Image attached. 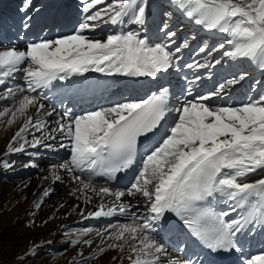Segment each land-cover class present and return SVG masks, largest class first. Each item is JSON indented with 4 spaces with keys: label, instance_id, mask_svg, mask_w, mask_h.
<instances>
[{
    "label": "snow or ice",
    "instance_id": "6c2138e0",
    "mask_svg": "<svg viewBox=\"0 0 264 264\" xmlns=\"http://www.w3.org/2000/svg\"><path fill=\"white\" fill-rule=\"evenodd\" d=\"M81 4L82 19L71 34L41 36L23 49L0 44V86L5 89L0 101H13L0 118L9 126L22 119L5 155L68 150L67 160L49 166L51 178L60 181L63 171L74 185L71 195L82 197L85 204L99 199L87 217L120 215L129 221L97 230L102 242L105 237L109 241L98 249L100 255L115 250L121 255L112 259L128 264H205L198 255L196 261L171 256L169 245L158 239L169 230V214L205 254H243L238 237L264 228V88L257 92V81L250 90L254 95L246 94V100L217 101L231 100L234 89L249 78V69L264 76V0H163L159 42L146 34L151 0ZM31 7L32 0H24L20 11L27 13ZM31 19L25 17V29ZM176 19L219 38L211 45L202 39L197 52L204 55L203 62L183 64L196 71L185 77L178 98L162 85L148 99L116 102L79 115L50 104L48 92L70 89L76 80H87L88 73L158 79L170 70L179 72L180 54L198 37L177 44L172 26ZM105 28L103 39L90 35L103 34ZM226 61L235 70L199 93L204 79L200 70L223 67ZM17 78L23 85L9 86ZM162 128L163 135L141 154V138L151 139ZM0 165L12 167L7 160ZM23 167L37 164L29 161ZM129 170L134 172L129 184L114 189L111 182ZM96 177L104 178L103 185H96ZM49 195L46 189L43 196ZM186 248L174 250L183 253ZM242 264H264V250L245 255Z\"/></svg>",
    "mask_w": 264,
    "mask_h": 264
},
{
    "label": "bare ground",
    "instance_id": "6f19581e",
    "mask_svg": "<svg viewBox=\"0 0 264 264\" xmlns=\"http://www.w3.org/2000/svg\"><path fill=\"white\" fill-rule=\"evenodd\" d=\"M13 1L11 0L12 3ZM64 1L66 0H51L46 10H35L32 7L25 13L17 9L18 6H15L16 8L10 6L7 12L1 13L6 5L12 4L7 3L8 0H0V44L5 47L16 45L23 49L27 42H32L41 36L71 34L82 19V4L81 1L78 4L74 2L68 4ZM162 5L163 0H151V8L145 25L146 34L156 42H159L158 37L161 36L158 26L164 19L161 16ZM151 9L161 10L160 14L152 15ZM26 16L32 17L28 21L30 24L28 29L23 27ZM172 26L173 30L177 31V44H180L184 39H190L193 35L198 37L196 40H190L191 47L184 50L186 52L189 50L187 53L197 50L202 39H207L210 45L219 39L218 37L214 39L205 32H197L187 21L181 22L180 19H176ZM106 34L107 28L103 30V34L100 32L90 33V35H95L101 39L105 38ZM217 58H219L218 55ZM193 60L184 56L179 72L170 70L168 74L161 75L158 79L120 75L109 77L97 73H88L86 74L87 80H76V86L70 89L60 88L48 92V95L52 97L50 104L54 105L57 111H62L65 108L75 109L76 115H79L99 107L111 106L116 102L148 99L151 95L158 93L162 85L169 87L173 99H176L185 87V77L190 79L196 71L195 69L184 68L183 64ZM234 70L227 61L224 62L223 67L217 66L215 69L207 71L200 70L199 74L204 79L197 91L199 93L208 92L218 80H222ZM248 71L249 78L234 89L231 93V100L225 98V101H217L218 103H234L246 100V94L254 95L250 90L256 86L257 81L261 82L257 86V92L264 88V76L258 74L254 78L256 75L254 69ZM23 83L22 79L17 78L14 84L9 86L23 85ZM4 90V87L0 86V94H3ZM12 103L11 100L0 101V111L6 107H11ZM45 103L46 105L49 104L48 101ZM32 111L35 110L32 109ZM49 119L51 120V118ZM21 123L22 119L9 126L6 124V118H0V161L7 160L12 164V167L7 169L0 165V230H4L6 225H14L15 229H21L22 232L21 238L11 237L7 244L3 246L0 244V264H21L23 257L26 256H29L30 260L24 264H30L31 261H33L31 264H128L127 260L112 259L114 256L119 257L121 255L115 250H108L100 255L98 249L106 247L109 241L105 237L104 242H102L101 238L97 236V230H103L110 224L129 222L126 217L120 215L100 218L87 217L88 212L96 210L99 199L94 197L91 204H85L82 197L77 199L76 196L71 195L74 185L63 171L59 173L62 177L60 181H54L51 178L49 166L67 160L69 158L67 149L57 148L56 151L41 149L37 156H29L27 153L5 155L6 144ZM168 126L165 125V128ZM163 133L164 129L162 128L151 139L142 137L138 146L140 153L143 154ZM32 151L36 150L28 149V152ZM29 161L35 162L37 167H23ZM133 175L132 170L120 173L117 179L111 182V186L114 189H123L129 184ZM258 178L255 175L251 177V179ZM57 183H62V186H58ZM95 183L98 187L103 185L104 178L97 177ZM46 189L50 191V195L44 197L43 192ZM36 204H40V207L37 208ZM82 211L84 212L83 216L81 215ZM133 211H136L135 206ZM165 223L169 230L158 239H162V242L169 245L171 256H179L181 259L190 257L196 261L198 255L205 264H217L206 259L203 251L187 242V229L177 218L169 214ZM175 227L183 228V230L176 234L172 233L171 231ZM258 228L260 227L257 226L251 235L238 237L243 243L245 255L258 254L264 250V228L260 230ZM70 229L72 231L80 229L74 231L76 238L73 240L80 241L75 245L72 242L68 243V240L57 239L60 235L65 236V230ZM86 229H92V231L83 235L84 238H78ZM86 240H91L92 244H85L84 241ZM184 245H187V248L183 253L174 250Z\"/></svg>",
    "mask_w": 264,
    "mask_h": 264
},
{
    "label": "rangeland",
    "instance_id": "374dc122",
    "mask_svg": "<svg viewBox=\"0 0 264 264\" xmlns=\"http://www.w3.org/2000/svg\"><path fill=\"white\" fill-rule=\"evenodd\" d=\"M9 2H11V0H8ZM48 1V4H46L42 9H37L36 8V6H37V4H39V0H32V7L35 9V10H46V8L48 7V5L50 4V2H51V0H40V2L41 3H45V2H47ZM80 1L81 0H66V2L69 4V3H72V2H74V3H76V4H78V3H80ZM20 2L22 3V2H24V0H20ZM107 2H112V0H107ZM11 4L12 5H10V6H12V7H15V6H18V8L17 9H21V5H18L19 3L17 2V0H14L13 1V3L11 2ZM36 4V5H35ZM22 5H23V3H22ZM7 6V5H6ZM16 8V7H15ZM152 11V15L153 14H160V11L161 10H158V9H151ZM148 17V16H147ZM183 41V40H182ZM197 50H195V51H192L193 52V54L196 52ZM181 56H183V53H181L180 54ZM191 55V53H187L186 52V57L187 58H189V56ZM214 55H216V54H214ZM184 57V56H183ZM203 58H204V56H202ZM190 60H193V59H190ZM218 67H220V66H218ZM57 185L58 186H62V183L61 184H59V183H57ZM14 226V225H13ZM12 225H6L5 227H4V230H0V244H1V246H3V245H5V244H7V242L10 240V238L11 237H14V238H21L22 237V232H21V229H15V226L13 227ZM75 230H77V231H79L80 229H75ZM74 230V231H75ZM67 231V232H66ZM74 231H72V229H70V230H65V236H59V237H57V239L59 240V239H65V240H68V243H71L72 242V240L73 239H75L76 238V233L74 232ZM63 232V231H62ZM68 233V234H67ZM67 234V235H66ZM74 234V235H73ZM69 235V236H68ZM78 238H80V239H82V238H84L83 237V235L81 234L80 236H78ZM0 252H1V250H0ZM42 254H43V252H41ZM29 258V259H28ZM24 260V261H23ZM29 260H30V257L29 256H26V257H23V259H22V261H21V264L23 263H27V262H29ZM31 263H33V261H31L30 262V264Z\"/></svg>",
    "mask_w": 264,
    "mask_h": 264
}]
</instances>
